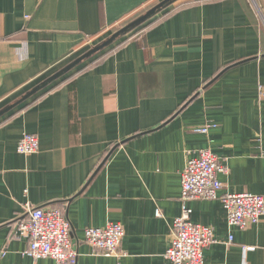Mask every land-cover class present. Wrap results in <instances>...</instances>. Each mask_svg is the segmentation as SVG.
Listing matches in <instances>:
<instances>
[{"label": "crops", "instance_id": "1", "mask_svg": "<svg viewBox=\"0 0 264 264\" xmlns=\"http://www.w3.org/2000/svg\"><path fill=\"white\" fill-rule=\"evenodd\" d=\"M161 1L0 0V111ZM25 133L36 154L17 153ZM202 149L221 195L264 198V0H177L0 117V264H55L23 256L26 204L65 214L76 264H171L180 173ZM186 206L217 241L203 264H264V216L240 230L220 200ZM111 222L120 260L84 240Z\"/></svg>", "mask_w": 264, "mask_h": 264}, {"label": "built area", "instance_id": "2", "mask_svg": "<svg viewBox=\"0 0 264 264\" xmlns=\"http://www.w3.org/2000/svg\"><path fill=\"white\" fill-rule=\"evenodd\" d=\"M216 124L195 127L192 133L206 135ZM17 153L32 155L39 151L38 139L31 134H23L17 142ZM224 165L208 149L197 151L188 158L180 173L181 214L172 223V239L163 258L171 264H203V252L214 245L213 230L210 227L195 225L190 221L191 212L186 203L189 201L220 200L226 213L229 227L240 230L259 223L264 216V198L251 193L222 194L220 174H225ZM25 219L18 229L28 240L23 256L38 261L50 259L55 264H76L77 251L72 247L70 224L63 212L53 208H33L24 206ZM156 212V216H159ZM85 243L105 257L118 260L126 254L121 251L120 244L124 237L123 228L117 223H108L102 228H86ZM231 241L229 239L228 243Z\"/></svg>", "mask_w": 264, "mask_h": 264}, {"label": "water", "instance_id": "3", "mask_svg": "<svg viewBox=\"0 0 264 264\" xmlns=\"http://www.w3.org/2000/svg\"><path fill=\"white\" fill-rule=\"evenodd\" d=\"M176 0H163L156 4L154 8L149 10L147 13L144 15L140 16L138 19L130 22L128 25L122 27L121 30L117 31L114 33L112 36L106 39V42L102 43L101 45L94 47L89 50L86 54L82 55L81 57L77 58L72 64L68 65L67 67L61 69L60 71L56 72L53 76L50 78L46 79L45 81L39 83L35 88H33L31 91L25 94L24 97L21 98L20 101L17 103L8 106L4 108V110L0 111V117L4 116L5 113L18 105H20L23 101L29 99L30 97L34 96L38 91L44 89L45 87L49 86L50 84L54 83L57 79L61 78L63 75L67 74L68 72L72 71L73 68L84 62L85 60H88L90 56L94 55L95 53L105 49L108 45L114 42L115 39H118L120 36L123 34L127 33L128 31L134 29L137 26H140V24L144 23L146 20L151 18L156 14V12L160 11L161 9L172 5V3Z\"/></svg>", "mask_w": 264, "mask_h": 264}, {"label": "rangeland", "instance_id": "4", "mask_svg": "<svg viewBox=\"0 0 264 264\" xmlns=\"http://www.w3.org/2000/svg\"><path fill=\"white\" fill-rule=\"evenodd\" d=\"M177 1V0H176ZM176 1H174L173 3H175ZM252 1V0H251ZM138 27V26H137ZM136 28V27H135ZM133 30V29H132ZM132 30H130V31H132ZM130 31H128V32H130Z\"/></svg>", "mask_w": 264, "mask_h": 264}]
</instances>
